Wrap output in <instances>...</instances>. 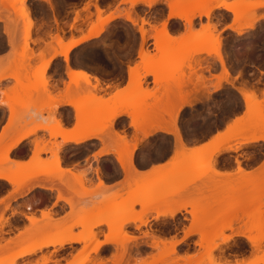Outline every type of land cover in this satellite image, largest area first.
Here are the masks:
<instances>
[{"label": "snow or ice", "instance_id": "6c2138e0", "mask_svg": "<svg viewBox=\"0 0 264 264\" xmlns=\"http://www.w3.org/2000/svg\"><path fill=\"white\" fill-rule=\"evenodd\" d=\"M38 2L43 16L29 17L32 39L28 43L36 46L53 18L61 19V0ZM72 2L77 5L78 17L93 4L100 15L110 14L112 8L127 9L128 14L112 17L95 35L88 34L91 29L77 25L82 39L75 38V27L70 34L65 28L56 57L49 60L51 53H40L47 62V82L32 95L55 108L50 115L60 129L54 140L60 149L57 162L63 158L60 171L78 175L81 169L89 172L91 165L95 168L92 184L100 180L115 190L118 184L131 187L135 181L143 185V190L130 206L106 210L93 222L94 235L88 240L72 246L63 240L47 249L41 245L0 264H80L77 257L85 253H89L85 264H115L121 247L124 257L119 264H191L190 257L181 253L184 245L190 246L193 241L195 264H264V52L259 61L248 55L257 26L264 37V0ZM187 10H191L188 19ZM67 19L71 22L72 16ZM245 19L248 30H239L238 23ZM189 33L200 46L198 54L182 57L180 49L170 52L161 47V35L177 44ZM23 42L19 28L13 37L0 22V57L10 56L13 48L18 51ZM149 44H155L156 49L153 52L149 48L155 61L152 74L163 77L160 86L168 95L169 103L164 108L157 100L159 91L144 100L127 95L135 74L143 69L147 59L144 49ZM205 59L218 73L210 83L189 74V65ZM81 63L90 67L82 68ZM50 77H58L55 84ZM74 77L95 83L97 90H73ZM117 99L119 104L114 103ZM0 106L8 109L11 104L0 102ZM87 109L109 113L107 123L98 133L71 138L81 129L82 120L87 126L95 118L96 113ZM6 119V115L0 118V126L6 127ZM61 132L69 138L62 139ZM51 134L47 128H37L22 139L37 140L38 148V138L43 135L48 141ZM112 142L118 145L115 151ZM257 143L262 148L259 154L241 156L245 146ZM22 147L19 141L6 149L0 144V215L26 226L28 218L17 205L21 198L38 195L40 199L29 214L33 221L41 215V209L45 213L56 209L53 215L67 222L73 234L83 235L84 223L69 219L72 185L65 184L53 168L28 174L36 151L21 152ZM3 151L13 159L4 160ZM47 158V151L40 150L39 159ZM17 175L24 176L20 185ZM97 225L103 227L97 229ZM15 231L4 239L14 236ZM209 237L212 247H206ZM161 243L171 246L172 255L159 261L144 255L151 251L155 256Z\"/></svg>", "mask_w": 264, "mask_h": 264}, {"label": "rangeland", "instance_id": "374dc122", "mask_svg": "<svg viewBox=\"0 0 264 264\" xmlns=\"http://www.w3.org/2000/svg\"><path fill=\"white\" fill-rule=\"evenodd\" d=\"M16 5H20V7H16ZM24 6H25V8H24ZM26 6H27V10L29 9L28 11H30L29 15H31V9H30V6L28 5V2L25 3L23 0H0V7H1V11H2L0 16H1V18H3L6 21L7 28L14 25L16 27V32H17L18 28L20 30V33H21V36H22L24 42L20 44L18 51L16 48H13L12 52L18 53L19 55H21L22 58H26L28 56V54L33 53L32 47L30 46L31 43H28V41L26 42V39L24 38L25 29L28 26L27 25L28 20H25L26 18H24L23 14H21V13L25 12V11H23V9H26ZM189 11H191V10H187L185 12H189ZM89 13H90V11H89ZM89 13L85 14L84 16H81L80 20H78L79 17L75 13V17L71 22H69L67 19V17L69 15H71L70 13H68L66 16V19H65L66 27L73 29L74 27L76 28V26H77L76 24L78 22H81L82 26L84 24H89L91 29L93 28V30L95 31L94 28L100 27V22H98V19H100L101 16H102V18L104 16L100 15V17H99V15H97L99 13L96 12V14H95L96 19L92 20L91 18L94 14L93 13L89 14ZM126 13H128V12H126ZM84 17H86L87 19ZM100 20H102V19H100ZM54 21H56L55 18H54ZM103 21H104V18H103ZM51 23H52V21H51ZM103 24L105 25V23H103ZM106 24H107V22H106ZM239 24L244 27L245 25L248 24V20L245 19L242 23H238V25ZM14 26H13V29H15ZM31 27H32V24H31ZM31 27L29 29H31ZM258 29H259V26H257V29L253 30V31H257V32H256V35L252 38L254 41V44L252 46V50L250 53H248V55L251 56L255 61H259L261 59L262 52H264V37H262L260 35ZM247 30L244 29V31H247ZM10 31L13 33L12 30H10ZM16 32H14L13 34H16ZM52 32L53 31L51 29H48L46 31V33H47L46 35H48V37L50 38V41L46 42V45L48 47H52L53 53H54L55 51L57 52V49L54 48L53 41H57V43H60V41L63 39V37H60L58 32L56 33V35H54ZM62 32H63V34L65 33L63 29H62ZM12 36H15V35H12ZM162 36L163 35H161L160 37H162ZM189 36L184 42H181L180 44L177 43L176 46L174 44L175 47H173V48H172L173 44H172V46L168 45L169 49L168 48L167 49L170 52L173 51V49L174 50L175 49L182 50V57H187L191 54H198L201 50L200 46L197 44V40L194 36H192L191 34ZM29 39H32V37L30 36L28 38V40ZM149 40H151V37H149ZM26 43L28 44L29 50H25V44ZM149 48H150L149 45L145 47V49L148 52H149ZM239 48H240V44L237 43L236 44V53H235V58H237V59L239 58ZM194 49H196V50L198 49V50L195 52ZM155 50L156 49H155V44H154V48L152 49V51L154 52ZM41 52H43V50ZM205 55H206V53H205ZM150 56H151L150 58H147L148 61H145L142 71L135 74L132 87L129 90V92L127 93V95L130 97H133V98H138L139 100H144V99L150 98L151 96H154L156 94V92L159 91L160 96L157 98V100L159 101L160 108H164L166 106V104L169 103L167 91L160 86V81L163 79V77L161 75H153L152 74L155 61H154V58L151 54H150ZM44 63H47V62L40 63V65L36 68L35 72H32L29 69L28 63L25 61L20 62L13 67L8 66L6 69L3 68L2 70H0V79L2 77H5V76L13 77L16 75V72L18 74L19 78H17V79L15 77H13V78L15 80V86L19 90H18V92L12 94L8 98V101L11 102L12 104H14V106L26 107V105H28L29 103L32 104V102L34 100L32 94L36 91L37 87H39L41 90L44 88V86L40 85L41 79L37 73V71H39V69L42 68V66L47 65ZM212 67H214V65H210L208 63L207 59H205L203 61V63L201 61L197 60V61H194L191 65H189V74L192 75L193 77H199L201 82L208 81L210 83L213 77L218 76V73L212 71ZM238 70H242V69H238ZM221 71H223V67L221 68ZM34 73H37V75H36L37 77L34 75ZM204 73H208V75L205 76ZM12 74H13V76H12ZM45 75L46 74L44 72V77H45ZM148 76H152V78H153V81L151 82L153 84V87H149L150 83H148L149 82L147 79ZM18 79H20V81H18ZM80 83L81 82L78 81L77 78L76 79L73 78L72 85L80 86ZM135 83H139V85H134ZM83 84L87 85L89 87L97 88V85L95 83L91 84V82H90L89 84H87V82L83 81ZM114 103L119 104L120 100L117 99L114 101ZM81 110H85V108L82 106ZM92 112L96 113L95 118L87 126H85V124L83 123V120H82L81 129L78 130V133H80L82 131H85V132H87V131L88 132L99 131L98 129L101 130V126L102 125L104 126V124L107 123V121H108L107 118L110 115L109 113L103 112V111H100L97 109H94ZM18 113H20V111H17L14 109L12 112L13 117H14V114L17 115ZM38 125H45V124L38 123V124L28 125L25 123L22 126H20V128L18 130V134H22L26 131L33 130L35 127H38ZM45 126H47V129H49L50 132L52 133L51 136H54V137H55V132L60 130L58 127H56V125L55 126L45 125ZM121 126L123 127V125H121ZM8 129H16V126L11 124ZM11 144H13V143L12 142L7 143L4 148L6 149V147H8V145H11ZM34 144H35V151H36L37 156H39L40 150H46L51 155H53L52 154L53 151L55 153V150H57V153H58L59 148L58 149L56 148L57 147L56 144H55V146L50 147L47 142L39 141L38 148L36 147L37 141H35ZM112 144H114V151L117 150L118 145L115 142H112ZM261 151H262L261 145L257 143V144L252 145V146H245L244 151L241 153V155H243V157H244L246 155H250L253 152L256 154H259ZM6 152H7V154H6ZM4 155L8 156V151H3V156ZM58 157H59V155H58ZM3 159L5 160V158H3ZM53 162L55 163L54 158H53V160L45 159V160L37 162V163H34V160H33L32 165H30L26 171L32 170L33 172L34 171L38 172V171H41L42 169H44V170H46L48 168L55 169L56 167L54 166ZM2 164H3V161H0V166ZM60 176H63V175H60ZM16 177H17L16 179L22 178L21 175L20 176L17 175ZM76 178H77L79 184L83 183V175L78 174V175H76ZM16 181H18V180H16ZM21 182L23 183V181H18L17 184L18 183L21 184ZM20 184H18V185H20ZM81 185H83V184H81ZM142 190H143V185L138 186L135 184V181H133L132 186L131 187L128 186V189L126 191L121 192V193H116L115 195L110 196V197L102 196L98 201L94 202V204L92 206L99 208V211H97L96 213H94V212L89 213L86 211L84 212L81 210V209L85 210L84 207L80 208L78 213H75L74 209H71V213H75L71 217V221H72V223H84L85 226L81 231L83 232V234H85L84 231L88 227L92 226L93 222L97 221L106 210L112 209V208H117V207H124L126 205L130 206L131 201ZM45 214H47V213H45ZM47 216L43 215L41 218H35V220H38V223H36V222H35V224L32 223L30 226L31 227H33V226L39 227L38 225H40V226L42 225V224H40L41 220H43V219L52 220L51 214L48 213ZM1 218H6V216L0 215V230L5 225V223L3 222L4 220H2ZM47 225L49 227H53V229L51 230V233L55 236L58 235L61 237H74V238L75 237L78 238V237L82 236L80 232L73 234L71 227L67 222L59 223L57 221H53L51 223H48ZM30 226L25 227L26 230L23 232V234H20V236L17 240L18 241L17 242L18 247L16 249L11 250L9 248L10 246H8V244H7V243H9L8 242L9 240L8 241L4 240V242H3L4 244H2L0 242V245H3V247H0V261L1 260L2 261L3 260H10L11 258L16 257L15 255H16L18 250L21 251V249L22 250L27 249L32 244L38 242L37 240H39V239L37 238V234H35L34 231L30 229ZM97 229H99V228H97ZM92 231H93V228H92ZM131 231L135 232V228L131 229ZM93 233H94V231H93ZM100 234L103 235L104 233H100ZM114 235H115V232H114ZM89 237L90 236H87V240ZM89 242H90V240H89ZM211 243H212V237L207 238L206 239V247H209V245ZM195 245H196L195 241H193L190 246L187 244L184 245V251L181 253V255L196 253ZM134 247H136V245H134ZM189 248L192 249L191 252H189ZM170 250H171L170 245H164L161 243L156 255L163 253V252L170 251ZM79 251H80V249L77 248V252H79ZM88 254L89 253H85L83 256L77 257V259H79L80 262L86 261ZM144 255L152 257L151 256L152 252L147 251L144 253ZM170 255H172V253H170L169 256ZM167 257L165 256L164 259ZM41 258H44V257H41ZM194 259H192L193 261H191V264H195L197 259H195V260ZM83 264H85V262ZM186 264H187V262H186Z\"/></svg>", "mask_w": 264, "mask_h": 264}, {"label": "crops", "instance_id": "0c3cea01", "mask_svg": "<svg viewBox=\"0 0 264 264\" xmlns=\"http://www.w3.org/2000/svg\"><path fill=\"white\" fill-rule=\"evenodd\" d=\"M27 2H28V5L30 6V9H31V16H37V14H39L41 17L43 16V13L39 7L38 0H27ZM116 3H123V0H116ZM76 8H77V5L75 3H73L72 0H66V2H65V0H61V11H60L61 19L60 20L56 19V21H54V18H53L52 23H50L46 26V28L43 30V35L39 37V39L41 41L40 45L36 46L34 43H31L30 46L32 47L33 53L28 55L26 58H22L21 55H19L18 53H14V52H12L10 56L0 57V70H2L3 68L6 69L8 66L13 67L16 64L25 61L28 63L29 69L32 72H35L36 68L40 65V63L46 62L40 55L42 50H43V52L51 53L49 60L54 59L56 57V54L53 53V48L48 47L46 45V42L50 41V38L48 37V35H46L47 34L46 31L48 29H51L53 31L52 33L54 35H56V33L58 32L60 37H64L65 33L63 34V32L61 30L62 29L65 30V28H67L68 33L70 34L72 29L69 27H66L65 19H66L67 14L70 13L72 16V20H73L75 17V9ZM0 10H1V7H0ZM89 11H90V13L96 14L94 4H93V8L88 9L85 14L89 13ZM101 11L103 12V9H101ZM1 12L2 11H0V14H1ZM126 12H128V10L124 9V8H112L110 14H105L103 16L105 18H106V16L108 17V15L109 16L110 15L111 16L116 15L115 17H119L121 15H125ZM196 20L197 21L199 20L198 15L196 17ZM0 22L5 23V25L7 27L6 21L3 18H1V16H0ZM109 22L110 21H107V23H109ZM76 25H82V23L78 22ZM83 26H85L88 29H91L89 24H84ZM76 32H77V36L75 38L81 39L83 37V35L81 34L80 27L76 26ZM69 38L70 39L72 38L71 35H69ZM53 46H54V48L58 49V47H60V43H57V41H53ZM149 46L151 49L154 48V44H149ZM34 59L38 61L35 64L32 63V61ZM58 67L59 66L57 65L56 68L52 69L53 73L57 72ZM80 67L88 68L90 66L87 64L81 63ZM46 68H47V66H46ZM45 74H46V70H45ZM50 79L52 80L53 84H55L58 77H50ZM147 79L149 81L148 83H150L149 87H153V84L151 83L153 81L152 76H148ZM91 84H93V82H91ZM72 89L73 90L92 89L93 91L97 90V88H93V87H89L87 85H84L83 82L80 83V86L72 85ZM18 90L19 89L15 86V80L13 77L5 76V77H2L0 79V102L11 104V107L8 109H4L2 106H0V118H3L5 115L9 118V119L4 120V125H6V127L0 126V144H2L3 148L6 146L7 143H11V142L13 143L14 142L13 140H15L18 137L17 134H18V130H19L20 126H22L25 123L28 125L41 123V124H45L48 126H55V124L53 123V118L50 115V111H55V108L53 107L52 104L45 102L43 100H38V99H34V98H33L34 100H33L32 104L29 103L28 105H26V107H23V106H17L16 107V106H14V104L9 102L8 101L9 96L18 92ZM14 109L17 111H20V113H18L16 115L17 117L16 116L13 117L12 112ZM64 115L66 116V113ZM11 124L15 125L16 129H8ZM61 138L65 139V136L63 135L62 132H61ZM38 139H39V141H45L43 135H41ZM54 140H55V137L50 135L49 140L45 141V142H47L50 147H53V146H55ZM35 141H37V140H27L26 142L24 139L21 140L20 144L23 145V147L21 148V152H24L28 149L35 150V144H34ZM107 150L108 149H106V151ZM112 150L114 151V144H112ZM59 152H60V149L58 150V153H57L58 155H59ZM47 153L49 154V158H47V159L53 160V158L55 156L51 155L49 152H47ZM241 156L243 157V155H241ZM7 158L10 160V159H13V156L10 155L8 152ZM29 158L32 159L31 157H29ZM69 159H71V157H69ZM2 165L0 166V168H2ZM62 165H63V158H60V168ZM89 168H90L89 172H85L84 169L80 170L79 174L83 175V183H81L83 185L79 184V182L76 178L77 174L64 175L63 172H59L60 175H63L62 177L64 179L65 184L72 185V187H73L74 199L69 201V204L72 205L69 207V213L71 214L69 219H71L73 214L78 213L79 209L83 208V207L85 210H83V209H81V210L84 212L86 211L89 213H93V212L96 213L97 211H99V208L92 206L94 204V202L98 201L102 196L110 197V196L115 195L116 193H121V192H124L128 189L129 185L118 184L116 189L113 190V188L110 185L103 184L102 182L100 183V180H97L95 184H92V176L95 174V168H92L91 165H89ZM114 183H116V182H114ZM37 191H40V190H37ZM39 199H40V197H38L37 195L31 196L28 199L21 198V202L17 205V210L21 211L23 213L24 217L29 218V217H31L29 215L30 211H32L35 203L38 202ZM63 208H64V205L61 204L60 205V212L61 213H63ZM71 209H74L75 213H71ZM89 209H91V210H89ZM40 211H41V215L36 217V218H41L45 214L43 209H41ZM55 211H56V209H49L47 214L49 213L52 215V220L43 219L40 221V224H42V225L46 224L47 225L48 223H51L53 221H57L59 223L65 222V221H62L58 216L53 215V213ZM1 219L5 220V221H3L5 223V225L0 230V242L2 244H4L3 243L5 240L4 237L6 234L12 233L13 231L19 229L18 231H15L14 236L9 235V237H8V240H10L12 242L7 243V244H8V246H10L9 248L11 250H14L18 247L17 246V242H18L17 240H18L20 234H23V232L25 231V227L30 226V224H32V222L28 219L27 225L24 227H21L19 224L13 223L11 221V219L7 216H6V218H1ZM47 226H45V227H47ZM101 227H103V226H100V225L97 226V228H101ZM31 228L35 229L38 227L33 226ZM51 230H52V228L50 230H46V229L43 230V228H42V230H40L41 232H39V233H36V231H35L34 233L37 234V238L39 239L37 241H40L46 237H61L58 235L57 236L53 235L51 233ZM77 243L78 242H71V243H69V245L72 246V245H75ZM48 246H44V248L47 249Z\"/></svg>", "mask_w": 264, "mask_h": 264}, {"label": "bare ground", "instance_id": "6f19581e", "mask_svg": "<svg viewBox=\"0 0 264 264\" xmlns=\"http://www.w3.org/2000/svg\"><path fill=\"white\" fill-rule=\"evenodd\" d=\"M24 1V0H23ZM23 3V2H22ZM24 5V4H23ZM24 8H25V6H24ZM22 10V9H21ZM29 10V9H28ZM27 10V6H26V9H23V11H25V12H22L21 14H23V17L24 18H26L25 20H28L27 21V27H26V29H25V34H24V38L26 39V42L28 41V38L30 37V27H31V20L29 19V17L31 16V15H29L30 14V11H28ZM1 11V10H0ZM90 14V13H89ZM128 13H125V15H127ZM1 15V14H0ZM97 15H99V17H100V13L99 14H97ZM190 15H191V11H189V12H185V17H186V19H188L189 17H190ZM116 16V15H115ZM115 16H109L108 15V17L106 16V18L105 17H103L104 18V21H103V18H102V16H101V18L100 19H102V20H100V19H98V22H100V27L99 28H94L95 29V31L93 30V28L91 29V33H88V34H91V35H95L98 31H99V29L101 28V27H103V23H105L106 24V22L107 21H110L111 20V18L112 17H115ZM88 17V16H87ZM77 18V17H76ZM84 18H86V17H84ZM87 19V18H86ZM78 20H80V17H79V19ZM84 20V19H83ZM100 20V21H99ZM190 22V21H189ZM103 24V25H102ZM102 25V26H101ZM14 26V25H13ZM13 26H10L11 28L13 27ZM30 26V27H29ZM8 28L9 29V32H11L10 30H12L13 31V33L14 32H16V27H15V29H11V28ZM237 28L239 29V30H244V29H248L247 28V25H245L244 27L242 26V25H237ZM62 31V30H61ZM12 32L10 33L11 35H15V34H13ZM191 33H189V35H190ZM192 35V34H191ZM13 37H15V36H13ZM190 37V36H189ZM83 38V37H82ZM81 38V39H82ZM161 38V39H160ZM159 39H160V44H161V47L163 48V49H166V50H168L169 49V46H172V42L171 41H169L168 39H167V37H165V36H162V37H159ZM30 40V39H29ZM180 44V43H179ZM169 45V46H168ZM177 44H175V46H176ZM174 46V44H173V46H172V48L173 47H175ZM27 48V49H26ZM168 48V49H167ZM171 48V49H172ZM170 49V50H171ZM199 49V48H198ZM197 49V50H198ZM25 50H29L28 49V44L26 43L25 44ZM174 50V49H173ZM195 50V52L197 51L196 49H194ZM56 52V51H55ZM54 52V53H55ZM194 52V51H193ZM194 52V53H195ZM144 53H145V55H146V57L147 58H150L151 56H150V54H149V52L146 50V49H144ZM31 54V53H30ZM30 54H28V55H30ZM56 54V53H55ZM153 59V58H152ZM150 60V59H149ZM146 61H148V59H146ZM44 64H47V63H44ZM46 66L47 65H44V66H42V68H40L39 69V71H37V73H38V75H39V77H40V79H41V84L40 85H42V86H45V84H46V80H45V77H44V72H45V70H46ZM37 73H34V75L36 76L37 75ZM12 76H13V74H12ZM13 77H15L16 79L17 78H19L18 77V74H17V72H16V75L15 76H13ZM37 77V76H36ZM75 78V77H74ZM76 79V78H75ZM18 81H20V79H18ZM85 82H87V84H89L90 82L88 81V80H84ZM20 83V82H19ZM134 85H139V83H135ZM167 105V104H166ZM89 112H92L94 109H87ZM82 111V113L85 111V110H81ZM16 114H14V116H15ZM17 117V116H16ZM109 119V116H108V118H107V120ZM105 125V124H104ZM57 127V126H56ZM102 127H104L103 125L101 126V130L100 129H98L99 131H92V132H85V131H82V132H80V133H75L74 135H73V137H71V138H75L76 136H82L83 134H91V133H93V132H96V133H98V132H100V131H102L103 130V128ZM37 128H39V129H44V128H47V126H45V125H38V127H35L33 130H35V129H37ZM33 130H29V131H26V132H24V133H22V134H18L19 136L15 139V140H13L14 142H13V144L14 143H16L17 141H19V142H21V140H23L22 138H25V137H27L28 135L27 134H29L31 131H33ZM69 137H65V139H68ZM12 145V144H11ZM9 146V145H8ZM7 148V147H6ZM57 148V147H56ZM58 149V148H57ZM59 150V149H58ZM6 154H7V152H6ZM52 154H53V156L55 155V157H54V160H55V163H54V166L56 167L55 168V171H57V172H61L60 171V159H59V163L57 162V159H58V154H57V150H55V153H54V151L52 152ZM37 156V155H36ZM3 158H5V160H7L8 158H7V156L6 155H4L3 156ZM9 160V159H8ZM0 161H2V160H0ZM41 160L39 159V156H37V158L36 159H34V163H37V162H40ZM44 169H42L41 171H43ZM28 172V174H32V173H35L36 171H32V170H28L27 171ZM18 176H20V175H18ZM22 176V178H18V179H16V180H18V181H23L24 182V176L23 175H21ZM15 178H17V177H15ZM17 181V182H18ZM100 183H101V181H100ZM18 184H20V183H18ZM21 184H22V182H21ZM102 185V184H101ZM89 210H91V209H89ZM93 210V209H92ZM45 216H47V214H44ZM48 217V216H47ZM33 224H35V222L36 223H38V220H35V221H33L32 220V218L31 217H29L28 218ZM5 221V220H4ZM2 224V223H1ZM31 225V224H30ZM38 225V224H37ZM2 226V225H1ZM39 227L38 228H35V229H33V228H31V226H30V229L31 230H33L34 232L36 231V233H39V232H41L40 230H42V228H43V230L44 229H46V230H50L51 228L53 229V227H49V226H47L46 224H44V225H42V226H40V225H38ZM45 226H47V227H45ZM98 226V225H97ZM49 227V228H48ZM92 226H90V227H88L85 231H84V233L85 234H83L81 237H46V238H44V239H42V240H40V241H38L37 243H34V244H32L31 246H29L27 249H23V250H19V252H17L16 253V257H18L19 255H20V253L21 252H27V251H30L32 248H37V249H39L40 248V246L41 245H43V246H48V245H54V244H57V243H60L61 241H63V240H66L68 243H71V242H79L80 240H87V236H91V235H94V233H93V231H92ZM38 231V232H37ZM89 239V238H88ZM121 239H123V237H121ZM212 246H214L213 245V243H211L210 245H209V247H212ZM170 253H172V248H171V250L170 251H167V252H163V253H160V254H157V255H155V256H152V259L154 260V261H159V260H162V259H164V257L166 256H168L169 257V254ZM168 254V255H167ZM185 255H187V256H189L190 257V261H193L192 259H197V256H196V253H194V254H185ZM181 256H184V255H181ZM124 257V249H123V247H121V249H120V251H119V254L116 256V259H115V264H119V262H120V260L122 259ZM194 259V260H195ZM2 261V260H1ZM85 261H82V262H80V264H83Z\"/></svg>", "mask_w": 264, "mask_h": 264}]
</instances>
